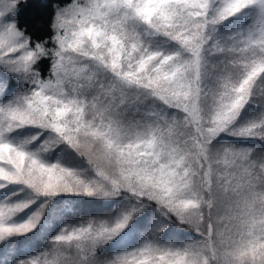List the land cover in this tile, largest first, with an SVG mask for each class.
<instances>
[{"label":"snow or ice","instance_id":"snow-or-ice-1","mask_svg":"<svg viewBox=\"0 0 264 264\" xmlns=\"http://www.w3.org/2000/svg\"><path fill=\"white\" fill-rule=\"evenodd\" d=\"M0 0V264H264V0Z\"/></svg>","mask_w":264,"mask_h":264},{"label":"trees","instance_id":"trees-1","mask_svg":"<svg viewBox=\"0 0 264 264\" xmlns=\"http://www.w3.org/2000/svg\"><path fill=\"white\" fill-rule=\"evenodd\" d=\"M41 2L42 0H29L30 6L21 12V24L32 32H36L37 29L44 26L50 11V9L40 7Z\"/></svg>","mask_w":264,"mask_h":264}]
</instances>
